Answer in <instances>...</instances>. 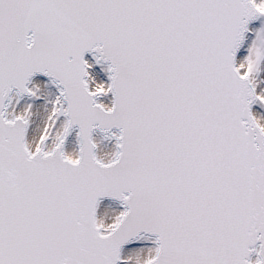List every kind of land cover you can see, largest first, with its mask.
Masks as SVG:
<instances>
[{
	"label": "snow or ice",
	"instance_id": "1",
	"mask_svg": "<svg viewBox=\"0 0 264 264\" xmlns=\"http://www.w3.org/2000/svg\"><path fill=\"white\" fill-rule=\"evenodd\" d=\"M0 264H264V0H0Z\"/></svg>",
	"mask_w": 264,
	"mask_h": 264
}]
</instances>
